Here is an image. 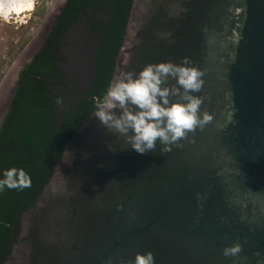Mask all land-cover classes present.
<instances>
[{"label": "water", "instance_id": "water-1", "mask_svg": "<svg viewBox=\"0 0 264 264\" xmlns=\"http://www.w3.org/2000/svg\"><path fill=\"white\" fill-rule=\"evenodd\" d=\"M66 1L1 82L0 122ZM125 56L129 71L189 58L212 119L171 151L140 155L91 115L4 264H133L147 252L154 264H264V0H134L113 75ZM233 244L241 251L225 257Z\"/></svg>", "mask_w": 264, "mask_h": 264}, {"label": "trees", "instance_id": "trees-1", "mask_svg": "<svg viewBox=\"0 0 264 264\" xmlns=\"http://www.w3.org/2000/svg\"><path fill=\"white\" fill-rule=\"evenodd\" d=\"M133 2L67 0L19 72L0 122V264L17 240L21 215L34 206L64 146L93 115V97L113 77ZM68 50L81 79L66 70Z\"/></svg>", "mask_w": 264, "mask_h": 264}, {"label": "clouds", "instance_id": "clouds-1", "mask_svg": "<svg viewBox=\"0 0 264 264\" xmlns=\"http://www.w3.org/2000/svg\"><path fill=\"white\" fill-rule=\"evenodd\" d=\"M27 6L16 0H0V15H19ZM128 60L125 56L123 67L113 75L104 94L93 97L92 116L131 150L144 155L159 145V151L167 153L171 146L212 119L201 111L203 101L197 95L203 86V73L189 58L179 63H148L139 71L125 70ZM240 251V245L233 244L223 248L222 254L235 257ZM133 264H154L152 253H138Z\"/></svg>", "mask_w": 264, "mask_h": 264}, {"label": "rangeland", "instance_id": "rangeland-1", "mask_svg": "<svg viewBox=\"0 0 264 264\" xmlns=\"http://www.w3.org/2000/svg\"><path fill=\"white\" fill-rule=\"evenodd\" d=\"M54 1L35 0L30 11L19 15L12 13L7 18L0 15V85L15 61L22 56L31 42L37 41V37L43 32L44 21ZM66 54L67 72L76 74L77 78L81 79L82 72L80 67H77L78 63L72 57V52L68 50ZM6 87L8 88V85Z\"/></svg>", "mask_w": 264, "mask_h": 264}, {"label": "bare ground", "instance_id": "bare-ground-1", "mask_svg": "<svg viewBox=\"0 0 264 264\" xmlns=\"http://www.w3.org/2000/svg\"><path fill=\"white\" fill-rule=\"evenodd\" d=\"M34 1H35V0H16V2H18V3H23V4L28 5V6L25 8V10L22 11V12H20L19 14H22V13H24V12L30 11V10L32 9V7H33ZM14 14H16V13H14Z\"/></svg>", "mask_w": 264, "mask_h": 264}]
</instances>
